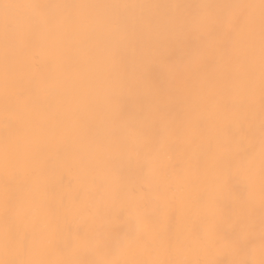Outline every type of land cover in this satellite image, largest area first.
<instances>
[{
  "label": "bare ground",
  "instance_id": "1",
  "mask_svg": "<svg viewBox=\"0 0 264 264\" xmlns=\"http://www.w3.org/2000/svg\"><path fill=\"white\" fill-rule=\"evenodd\" d=\"M262 126V0H0V264H264Z\"/></svg>",
  "mask_w": 264,
  "mask_h": 264
},
{
  "label": "snow or ice",
  "instance_id": "2",
  "mask_svg": "<svg viewBox=\"0 0 264 264\" xmlns=\"http://www.w3.org/2000/svg\"><path fill=\"white\" fill-rule=\"evenodd\" d=\"M262 4H264V0H262ZM8 7H11V6L5 4V8H8ZM32 7H35L37 9L42 10V11H46L47 9H49V8H51L53 6L52 5H45V4H38V5H34ZM232 7H235V8L240 9L241 10V13L238 16H234V17L228 18L225 21V23L227 25H229L230 27H235L236 25H238L240 22L243 21V19H244L243 10L245 8H247L248 6H246V5H235V6H232ZM11 28H12V21L8 17H6L5 18V30H6V32L9 31ZM262 128H264V126H262ZM20 242L27 249L32 244H34L36 242V240H35V238L29 237V235L27 233H24L20 237ZM237 242H239V237L237 238Z\"/></svg>",
  "mask_w": 264,
  "mask_h": 264
}]
</instances>
